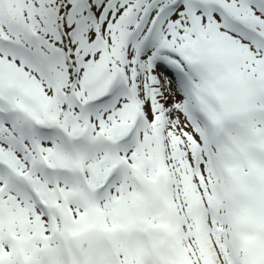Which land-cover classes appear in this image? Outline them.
<instances>
[{
    "label": "snow or ice",
    "instance_id": "1",
    "mask_svg": "<svg viewBox=\"0 0 264 264\" xmlns=\"http://www.w3.org/2000/svg\"><path fill=\"white\" fill-rule=\"evenodd\" d=\"M0 264H264V0H0Z\"/></svg>",
    "mask_w": 264,
    "mask_h": 264
}]
</instances>
